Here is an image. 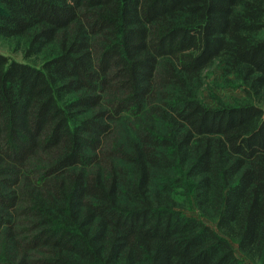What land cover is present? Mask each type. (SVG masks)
Segmentation results:
<instances>
[{
    "label": "trees",
    "instance_id": "obj_1",
    "mask_svg": "<svg viewBox=\"0 0 264 264\" xmlns=\"http://www.w3.org/2000/svg\"><path fill=\"white\" fill-rule=\"evenodd\" d=\"M0 41V264H264V0H0Z\"/></svg>",
    "mask_w": 264,
    "mask_h": 264
},
{
    "label": "rangeland",
    "instance_id": "obj_2",
    "mask_svg": "<svg viewBox=\"0 0 264 264\" xmlns=\"http://www.w3.org/2000/svg\"><path fill=\"white\" fill-rule=\"evenodd\" d=\"M0 53L4 54L8 57H11L15 60L21 61V54L18 52L12 51L11 47L8 43L0 41ZM206 77L204 91L201 94L202 102L209 108H215L219 104H228L232 105L236 103V101L240 100L243 97V93L240 90H234L232 88H228L220 78V68L218 65H214L204 72ZM183 210L182 212L185 215L193 216L198 218V213L195 210L194 204L192 201L187 198L183 199ZM204 222L214 228V225L211 222ZM233 249L235 250V254L239 258H243V256L237 251L236 246L233 244ZM247 264H250L246 261Z\"/></svg>",
    "mask_w": 264,
    "mask_h": 264
}]
</instances>
